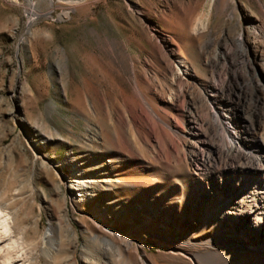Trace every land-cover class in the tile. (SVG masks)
<instances>
[{"label": "rangeland", "instance_id": "374dc122", "mask_svg": "<svg viewBox=\"0 0 264 264\" xmlns=\"http://www.w3.org/2000/svg\"><path fill=\"white\" fill-rule=\"evenodd\" d=\"M247 129L264 0H0V264L264 262Z\"/></svg>", "mask_w": 264, "mask_h": 264}, {"label": "bare ground", "instance_id": "6f19581e", "mask_svg": "<svg viewBox=\"0 0 264 264\" xmlns=\"http://www.w3.org/2000/svg\"><path fill=\"white\" fill-rule=\"evenodd\" d=\"M218 128L222 132H227L230 135L229 126L225 125L223 122L218 123ZM246 131L248 133H246ZM243 136H241V146L237 144V142L232 141L231 139L225 141L227 151L239 156H244L248 158L251 162V167L240 177L241 183L243 182L242 177L249 175L251 173L257 175L258 178L263 181H259V186H256V191L259 193V197L255 199L252 203L246 206H242L243 203L234 199L236 202V207L234 213L238 218V223L240 229L243 233L246 234V237L250 239L253 246H250L247 242H243L240 245L239 253L242 255H248L251 258H256L260 256H264V130L261 131L260 134L255 132L254 129H247ZM220 140H223L221 136H218ZM230 137V136H229ZM228 137V138H229ZM257 138L256 142L260 143L262 149L246 148L250 139ZM249 139V140H248ZM254 140V139H253ZM259 147V146H258ZM220 150V149H219ZM222 150H220L221 153ZM226 151V152H227ZM248 176V175H247ZM249 179V178H248ZM259 180V179H258ZM258 182V181H255ZM249 180L245 184V188L249 189ZM252 187V186H251ZM250 187V188H251ZM254 187V186H253ZM259 188V189H258ZM240 209V210H239ZM251 225V228H250ZM3 233V232H2ZM7 230L4 231V235L0 236V254L4 252L9 247L4 245L6 240L8 239ZM13 244V243H12ZM7 253V252H6ZM15 255V254H14ZM20 255L7 258V260L3 264H21L19 261L22 259L19 257ZM255 264H264V262H255Z\"/></svg>", "mask_w": 264, "mask_h": 264}]
</instances>
